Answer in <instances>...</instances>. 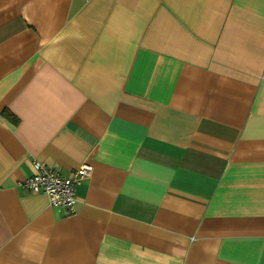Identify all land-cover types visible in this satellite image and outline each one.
<instances>
[{"label": "crops", "instance_id": "crops-1", "mask_svg": "<svg viewBox=\"0 0 264 264\" xmlns=\"http://www.w3.org/2000/svg\"><path fill=\"white\" fill-rule=\"evenodd\" d=\"M0 264H264V0H0Z\"/></svg>", "mask_w": 264, "mask_h": 264}, {"label": "built area", "instance_id": "built-area-1", "mask_svg": "<svg viewBox=\"0 0 264 264\" xmlns=\"http://www.w3.org/2000/svg\"><path fill=\"white\" fill-rule=\"evenodd\" d=\"M32 167L33 172L20 184L32 192L46 194L51 205L73 212L76 203L75 186L89 174L90 167L82 165L66 175L39 161H33Z\"/></svg>", "mask_w": 264, "mask_h": 264}]
</instances>
